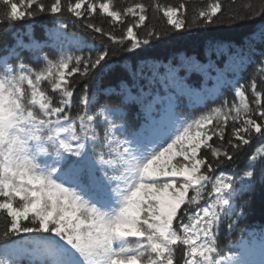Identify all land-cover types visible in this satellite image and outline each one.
<instances>
[{
    "label": "snow or ice",
    "instance_id": "1",
    "mask_svg": "<svg viewBox=\"0 0 264 264\" xmlns=\"http://www.w3.org/2000/svg\"><path fill=\"white\" fill-rule=\"evenodd\" d=\"M0 5L5 35L52 25L43 44L0 48V264H256L226 254L221 236L246 217L243 196L264 192V47L256 56L251 33L232 37L234 52L218 41L228 59L212 89L189 83L194 73L213 78L211 61L186 57L147 73L146 61L135 71L127 63L167 43L162 36L183 41L251 16L222 0L191 18L186 3L159 0ZM150 12L167 27L146 24ZM254 15L264 21V7ZM259 36L264 45V24ZM121 52L131 55L118 64ZM184 97L199 115L183 112ZM253 147L243 171L230 172Z\"/></svg>",
    "mask_w": 264,
    "mask_h": 264
},
{
    "label": "trees",
    "instance_id": "2",
    "mask_svg": "<svg viewBox=\"0 0 264 264\" xmlns=\"http://www.w3.org/2000/svg\"><path fill=\"white\" fill-rule=\"evenodd\" d=\"M133 0H117V5L122 6L125 3H131ZM145 3H150L151 0H143ZM163 5L168 6H178L179 3L184 2L187 5V12L189 18H191L194 11H199L200 8L205 6L210 0H159ZM225 10L227 12H238L243 15L251 16L247 20H238L234 25L221 24L215 27L209 28H200L194 29L193 31L199 33L198 35L189 38L183 41L172 40L170 36H162V41H168L167 43H159V46L153 49L147 56L138 58L135 60H129L127 63L129 67L135 71L138 64L142 61H146L145 72H149L153 64V61H158L161 63L175 61L179 62L182 58L194 57L199 60L201 63L212 62L213 68L209 70V75H216L217 70L224 71L225 63L227 62L228 55L221 52L220 55H217L216 46L217 42L224 44L229 47V52H234L235 47L240 44V39L233 40L232 37L239 35L240 37L247 36L250 33L252 34L251 43L255 48V55H259V50L264 45L260 43L259 29L264 21L261 20L260 16L254 15L255 12H258L264 3L262 0H236V5L233 8L230 0H222ZM0 5V9H2ZM150 19L146 21L150 27H155L157 30H160L166 25V18L162 19V12L153 14L149 13ZM39 19V18H38ZM95 22L98 25L104 26L107 28V25L104 23L103 18L97 17ZM71 25V21H68ZM51 23L41 20V22L36 23L35 25L29 26L27 32L21 29H17V33L13 35H5L3 31H0V48H3L6 44L8 46H14L16 40L21 39L25 45H31L34 42H39L43 44L47 40V30L51 28ZM75 32L77 36H80L81 30L76 28H69V34ZM106 39V38H105ZM88 45L94 43L91 38H87ZM69 51H72L73 46H66ZM25 52L30 51L29 48L24 49ZM244 51L247 52V46L244 47ZM129 53L121 52L118 56L113 59L117 63H122L123 58L130 56ZM163 66H161L160 71L163 72ZM253 71V67L250 65L247 70L243 73L245 79L249 78ZM228 77L231 78L232 73H227ZM214 76V75H213ZM215 77V76H214ZM204 76L198 73H194L189 78V83L193 84L194 82H201L200 79H203ZM108 81L103 82L104 85H107ZM210 81L205 79L201 82V87H207ZM216 84V81H214ZM214 84V85H215ZM79 89V84L77 85V90ZM186 100V106L188 108L189 100L187 97L183 98ZM189 109V108H188ZM192 111V109H189ZM200 114V113H199ZM247 147V146H246ZM254 147L249 150L247 156L243 157L241 161H238L234 168L229 169V171L242 172L244 166L247 162L248 157L254 151ZM244 200L248 201L249 210L245 218H243L235 231L228 233L226 235L222 234L221 244L228 245L233 249L232 252H227L228 255H238L245 248H250L257 240H261V233L264 232V192L261 191V188L257 186L256 190L251 193H246L243 196ZM243 242V243H241ZM246 245V247H243ZM27 264V263H26Z\"/></svg>",
    "mask_w": 264,
    "mask_h": 264
},
{
    "label": "rangeland",
    "instance_id": "3",
    "mask_svg": "<svg viewBox=\"0 0 264 264\" xmlns=\"http://www.w3.org/2000/svg\"><path fill=\"white\" fill-rule=\"evenodd\" d=\"M264 258V255H262L261 247L257 251L252 252L247 259L256 262V264H259V261Z\"/></svg>",
    "mask_w": 264,
    "mask_h": 264
}]
</instances>
